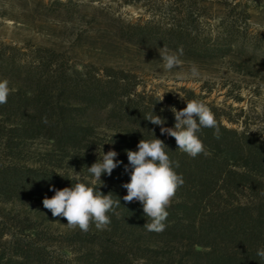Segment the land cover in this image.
<instances>
[{
  "label": "trees",
  "instance_id": "trees-1",
  "mask_svg": "<svg viewBox=\"0 0 264 264\" xmlns=\"http://www.w3.org/2000/svg\"><path fill=\"white\" fill-rule=\"evenodd\" d=\"M176 3L169 0L166 6ZM172 13L170 21L149 19L136 24L132 37L194 53L195 41H201L179 25L175 10ZM3 79L9 81L12 92L7 103L0 105V120L12 124L16 137L22 140L43 136L62 150L82 151L96 134L85 122L91 113L102 112L110 120L129 126L113 150L120 163L110 176L102 174V186L99 181L92 184L79 179L105 195L111 192L113 198H120V217L110 214L115 232L79 229L62 238V243L79 247L65 264H264L257 256L258 250L264 249V139L227 126L215 114L219 139L214 129L202 128L198 136L208 155L189 157L177 149L173 137L162 135L161 126L146 120L145 115L153 111L165 119L163 127H173L175 117L170 109L181 110L186 101L196 100L193 91L183 89L182 98L150 93L139 89L136 75L121 68L88 64L79 69L65 54L49 48L0 40ZM45 116L47 124L42 122ZM155 137L164 141L170 158L179 162L175 170L184 179L161 233L143 227L148 218L139 201L126 203L123 197L127 190L108 183L120 172L130 179L126 150L138 151L140 140ZM76 182L78 178L52 170L0 165V197L8 201L35 198L43 206V199L55 194L50 189L72 187ZM42 235L34 221L0 217V264H62V257L50 248L53 238ZM141 235L166 239L180 247L177 251L152 247L138 239Z\"/></svg>",
  "mask_w": 264,
  "mask_h": 264
},
{
  "label": "rangeland",
  "instance_id": "rangeland-1",
  "mask_svg": "<svg viewBox=\"0 0 264 264\" xmlns=\"http://www.w3.org/2000/svg\"><path fill=\"white\" fill-rule=\"evenodd\" d=\"M168 1L0 0V40L53 49L79 69L88 64L121 68L137 76L140 90L161 96L170 93L182 98L183 89L191 90L227 126L264 139V0H176L171 7L166 6ZM173 10L179 14V25L201 41H195L194 53L132 37L136 24L149 19L170 21ZM165 53L176 54L181 64L166 70L161 59ZM85 122L96 130L91 143L82 151H66L47 137L22 140L12 124L0 120V165L47 169L91 182L87 167L103 152L113 151L129 126L102 112L91 113ZM129 181L124 172L108 179L120 187ZM16 216L36 222L42 236L53 238L50 248L62 257V264L79 248L62 243V238L79 229L53 217L37 199L0 197V217ZM113 228L111 223L106 230H97L93 224L89 232L114 234ZM138 239L152 247L174 251L180 247L166 239L143 235Z\"/></svg>",
  "mask_w": 264,
  "mask_h": 264
},
{
  "label": "clouds",
  "instance_id": "clouds-1",
  "mask_svg": "<svg viewBox=\"0 0 264 264\" xmlns=\"http://www.w3.org/2000/svg\"><path fill=\"white\" fill-rule=\"evenodd\" d=\"M165 62L166 70H171L181 64L176 54L165 53L161 56ZM196 75L197 70L192 69ZM12 89L7 79L0 80V105L6 104ZM163 98L160 100L162 101ZM170 111L175 117L173 127H163L166 123L161 116L149 113L145 119L154 125L161 126V134H167L175 139L177 149L189 157L195 158L198 155H208L205 145L199 138L198 133L202 128L214 129V136L219 139L220 126L211 109L200 100L186 101V107L177 110L172 107ZM47 124V117L42 118ZM115 135V134H114ZM138 151H127V158L131 166L130 181L122 187L127 190L123 197L126 203L139 201L143 206V212L148 222L143 226L149 232L161 233L166 229V220L169 215L168 208L171 206L179 188L184 184L182 174L176 172L179 162L174 161L166 151L167 145L163 140L154 138L151 140L142 139L137 145ZM117 152H103L102 157L97 159L91 167H87L92 177V184L102 182V174L109 176L118 166L115 160ZM127 167L125 171H127ZM103 182L100 186H102ZM54 190L55 194L45 197L42 201L45 209L49 210L53 217L66 219L67 225L72 229H80L83 232L89 231L94 224L97 230H106L111 224L110 214L120 217L118 209L121 206L120 198H113L112 193L107 195L90 186L87 183L76 182L72 187ZM257 256L264 261V249L258 250Z\"/></svg>",
  "mask_w": 264,
  "mask_h": 264
}]
</instances>
